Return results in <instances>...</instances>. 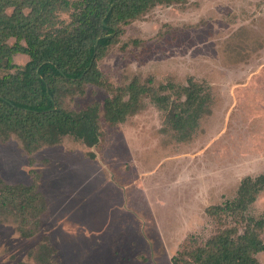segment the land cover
<instances>
[{
  "label": "rangeland",
  "instance_id": "374dc122",
  "mask_svg": "<svg viewBox=\"0 0 264 264\" xmlns=\"http://www.w3.org/2000/svg\"><path fill=\"white\" fill-rule=\"evenodd\" d=\"M71 12L61 13L65 23ZM123 28L97 63L108 82L158 89L191 78L210 93L207 113L184 140L150 97L118 125L101 111L92 148L65 137L29 153L17 138L0 140V181L35 184L45 199L25 223L0 217V264H43L42 245L52 249L45 264H172L190 238L216 232L207 208L234 198L245 177L264 174V0L159 5ZM28 60L14 58L18 68ZM108 97L87 85L65 105L102 108ZM250 214L264 218V192ZM258 259L264 264V252Z\"/></svg>",
  "mask_w": 264,
  "mask_h": 264
},
{
  "label": "trees",
  "instance_id": "16d2710c",
  "mask_svg": "<svg viewBox=\"0 0 264 264\" xmlns=\"http://www.w3.org/2000/svg\"><path fill=\"white\" fill-rule=\"evenodd\" d=\"M187 1L0 0V71H6L0 75V140L17 138L29 153L57 145L65 137L92 148L101 138V111L109 124L118 125L140 111L147 97L168 112L181 140L190 137L211 101L201 85L190 78L188 85L178 88L168 84L155 89L136 79L126 87L113 86L97 64L124 26L156 6ZM65 12H71L69 23L61 19ZM17 55L29 59L23 68L14 61ZM87 85L110 92L103 107L67 108L66 100L84 94ZM167 90H175L174 97L162 93ZM263 192L264 174L245 177L234 198L207 208L217 223L216 232L207 240L190 238L172 264H262L258 255L264 252V218L256 219L250 209ZM44 207L35 184L0 181V217L21 216L25 223L28 213H41ZM39 251V261L52 260L51 247L42 245Z\"/></svg>",
  "mask_w": 264,
  "mask_h": 264
}]
</instances>
